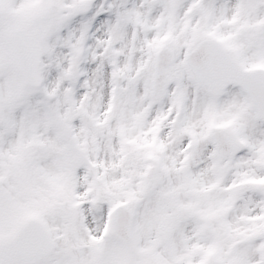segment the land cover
Returning <instances> with one entry per match:
<instances>
[{
  "label": "rangeland",
  "instance_id": "374dc122",
  "mask_svg": "<svg viewBox=\"0 0 264 264\" xmlns=\"http://www.w3.org/2000/svg\"><path fill=\"white\" fill-rule=\"evenodd\" d=\"M48 6L29 88L4 33L34 31ZM204 39L264 68V0H0V239L39 217L55 251L33 264H264V121L241 88L196 81L186 57ZM162 45L176 59L157 95ZM219 128L237 156L220 157ZM119 205L133 210L127 240Z\"/></svg>",
  "mask_w": 264,
  "mask_h": 264
},
{
  "label": "water",
  "instance_id": "95a60500",
  "mask_svg": "<svg viewBox=\"0 0 264 264\" xmlns=\"http://www.w3.org/2000/svg\"><path fill=\"white\" fill-rule=\"evenodd\" d=\"M52 22V10L45 9L35 19L40 37H44ZM5 37L10 45L18 71L30 87L40 86L39 68L41 58L36 43L22 31H9ZM175 54L163 46L156 54L155 73L151 81L152 90L162 94L173 83L166 73L167 67L174 61ZM192 71L200 83L209 88L215 95L237 85L251 96L259 113L264 118V70L243 69L228 52L212 40L202 41L188 57ZM123 77L117 78V88L121 89ZM214 141L220 149L221 156L227 158L239 152L238 139L225 130L214 133ZM132 212L126 207H118L114 212L115 232L123 239L130 235ZM54 243L38 218L26 220L9 238L0 240V264L13 261L31 263L50 256L54 251ZM222 264V263H212Z\"/></svg>",
  "mask_w": 264,
  "mask_h": 264
},
{
  "label": "bare ground",
  "instance_id": "6f19581e",
  "mask_svg": "<svg viewBox=\"0 0 264 264\" xmlns=\"http://www.w3.org/2000/svg\"><path fill=\"white\" fill-rule=\"evenodd\" d=\"M172 48V47H171ZM172 49H174V48H172ZM176 49H178V47H176ZM175 51V50H174Z\"/></svg>",
  "mask_w": 264,
  "mask_h": 264
}]
</instances>
